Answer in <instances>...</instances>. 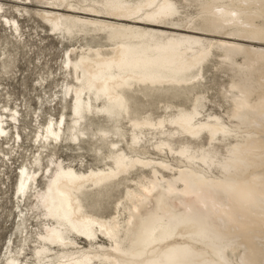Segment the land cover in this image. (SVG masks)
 <instances>
[{
    "label": "bare ground",
    "instance_id": "6f19581e",
    "mask_svg": "<svg viewBox=\"0 0 264 264\" xmlns=\"http://www.w3.org/2000/svg\"><path fill=\"white\" fill-rule=\"evenodd\" d=\"M22 2L28 12L43 5L35 13L52 34L76 41L66 53L61 97L70 103L71 122L51 119L37 144L45 153L58 141L91 137L108 150H94L95 167L81 161L77 169L49 154L43 169L40 154L20 168L14 195L19 208L25 198L22 240L7 247L4 263L264 264V50L217 37L264 42V0ZM2 5L0 21L22 37ZM210 65L231 73L224 116L206 111ZM155 93L186 98L191 108L164 100L174 111L158 119L134 110L138 95ZM97 115L111 124L98 129L99 137L89 118ZM19 116L0 111V137L14 138L7 119L20 123ZM148 143L160 157L151 156ZM119 186L124 196H113L103 215L100 199ZM29 221L36 231L26 230Z\"/></svg>",
    "mask_w": 264,
    "mask_h": 264
},
{
    "label": "rangeland",
    "instance_id": "374dc122",
    "mask_svg": "<svg viewBox=\"0 0 264 264\" xmlns=\"http://www.w3.org/2000/svg\"><path fill=\"white\" fill-rule=\"evenodd\" d=\"M22 1L0 0V3L3 4L1 12L8 18H15L19 22L22 35V37L15 33L13 35L14 31L5 25L3 20L0 21V111L14 109V111L20 112V123H14L17 124L16 126L19 128L22 137V141L17 138L16 126L12 120L7 119V122L9 123L10 121L9 124L12 126L9 128L10 137L13 136L14 138L10 139L9 137H5V135H1L0 137V264H5L7 247L13 245L15 248L20 245L19 243L22 240V236L18 230L20 223L18 215L21 207V209H25L23 202L25 198L21 197L23 200L21 199L22 203H20L19 208L17 205L18 196L14 195L22 166L30 167L35 159L40 154H43L41 158L44 169L49 159L47 155L52 154L54 160L59 159L58 161H64L65 164H71L73 161L72 165L77 169L80 168V163L78 162L81 161L84 164L86 163L85 165L88 167L90 165L95 167L100 164L97 162V158L94 157V150L98 148H102L104 152L108 150L107 146H104L107 148H103V144L101 141H98V138L91 139V137L85 138V140H81L80 142L66 144L58 141L49 147L45 153H43L39 144H37L36 136L38 138V135L44 128L43 126L46 124L48 126L51 119L55 122L58 121V124H62V117L65 116L69 120L68 123L71 122L72 112L70 110V103L61 102V97L65 94L62 87L64 85V77L66 78L67 76L63 70L66 53L67 50L72 48V45L76 44V41L72 38V40H69L52 34L47 22L36 14L37 12L35 13L36 9L40 10L43 5L35 2V4L27 7L31 9L28 12L23 9L26 6L22 5ZM26 1L29 2V0ZM177 1L181 2V0ZM194 10L195 8L189 9L192 12ZM217 37L224 41H239L238 43L250 46L254 50H264V42L223 35ZM79 46L80 43H78L77 47ZM4 59L7 60L6 68H3L1 65ZM229 76H231V73L225 74L213 68L212 65L206 67L205 86L209 89V100H211L207 103V113L224 116V110L228 107L224 99V88L229 84ZM138 96L135 98V103H133L134 110L143 116L149 114L154 119H158L166 113L174 111H166L164 109L163 105L160 104L164 100H170L175 105L183 106L186 109L191 108V103L186 98L172 100L171 94L155 93L149 97ZM221 106H224V108ZM89 118L92 123L91 132L94 131L93 133L97 134L98 137L100 136L98 129L111 125L102 115L90 116ZM127 120H123L122 125L124 124L123 127L128 132L127 139H129L131 136V124ZM7 122L5 121V123ZM148 138H151V136ZM154 142L155 140L152 141V144ZM91 145L94 146L91 147ZM121 146L127 150L125 143H122ZM179 146L180 144L176 145V147ZM145 148L152 153L151 156L153 158H156L157 155L154 154L157 152L150 143L146 144ZM38 180V187L46 188V180L44 178H38ZM117 188L115 187L110 192V199L106 197L100 199L103 202L101 211L105 216L109 215L112 210L111 201L124 196V189L121 186ZM26 203L29 205L31 202L27 201ZM103 210L106 212L104 213ZM26 227V230L32 229L36 231L38 228L37 222L29 221ZM100 241L106 242L105 239H100ZM81 244L83 246L87 245L85 242H81ZM27 252L28 254L30 253L28 249Z\"/></svg>",
    "mask_w": 264,
    "mask_h": 264
}]
</instances>
